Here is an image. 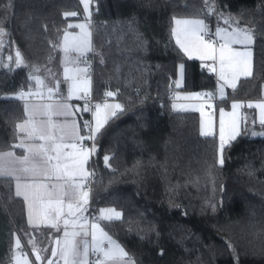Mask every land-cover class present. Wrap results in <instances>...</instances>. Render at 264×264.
Masks as SVG:
<instances>
[{
    "label": "trees",
    "instance_id": "obj_1",
    "mask_svg": "<svg viewBox=\"0 0 264 264\" xmlns=\"http://www.w3.org/2000/svg\"><path fill=\"white\" fill-rule=\"evenodd\" d=\"M214 2L218 12L253 34L251 75L228 91V99H258L264 83V0ZM91 5L92 50L86 57L92 62V95L112 91L108 98L124 111L93 141L90 210L121 213L101 224L136 264H264V135L251 137L253 126L243 129L224 146L218 164L216 140L199 136L197 114L170 110L179 64L183 89L214 93L211 74L171 39L173 17H205V0H91ZM68 12L78 15L65 17ZM79 16L78 0H0V29L25 61L14 68L15 62L8 68L0 62V151L11 149L17 137L15 122L23 112L12 96L36 87L29 80L32 69L38 67L35 75L54 86L51 73L61 88L59 38ZM17 237L26 256L32 248L48 256L51 232L26 225L11 181L0 179V264H11Z\"/></svg>",
    "mask_w": 264,
    "mask_h": 264
},
{
    "label": "snow or ice",
    "instance_id": "obj_2",
    "mask_svg": "<svg viewBox=\"0 0 264 264\" xmlns=\"http://www.w3.org/2000/svg\"><path fill=\"white\" fill-rule=\"evenodd\" d=\"M91 0H80L85 13V23L69 24L68 28H79L82 36L64 34V43L60 47L63 52L64 80L70 82L68 86L67 100L77 96L79 99H86L91 92V78L88 76L87 67H79L83 60L87 63L86 53L91 51V43L87 37V23L90 19ZM204 15H215L219 21H223L226 27L218 26L212 38L209 23L203 18L181 19L173 17L172 36L177 46L190 59L193 52L201 59H208L219 62V71L216 67L209 66L210 71L217 75V93L223 100L225 86L235 88L239 76L251 75L250 56L248 45L253 42V34L246 27H241L232 16L225 17L218 12L214 0H205ZM76 12L64 13L65 17L77 16ZM6 35L0 29V37ZM207 37V38H206ZM218 44V46H217ZM234 45H239L243 50H237ZM3 41L0 39V48ZM76 53L73 57L70 54ZM9 61L12 57L9 56ZM25 64L22 54L15 53V65L20 67ZM73 65L74 67H69ZM7 67V65H5ZM183 65L180 66L181 72ZM40 69L34 67L29 74V80H34L36 91L29 89L27 94L21 92L16 95L18 100H27L31 96H38L47 103H25L24 112L26 119L18 123L16 128L19 134L18 143L12 145V149H22L23 154L19 155L14 150L0 152V179L15 180V195L23 197L29 207V224L39 226L42 222L47 227L60 230L63 223V238L56 240L57 247L52 249V256L59 257L63 264H136L132 256L125 248L114 240L97 221L112 222L121 218V213L114 209H100L99 215L93 217L91 222L84 214L88 212L89 191L84 190L85 182L94 172H90L86 166L89 158L96 152L95 143L89 148L83 142L95 141L101 129L108 123L111 117L117 112H123L124 108L120 103H96L94 111L87 104L82 111L92 112L94 125L85 121L83 128L87 135H81L80 128L75 121L57 122L54 116H70V105L63 97H58L59 80L50 73L55 80V86L46 83L35 73ZM222 82V83H221ZM180 87V80L176 81ZM82 93V94H81ZM112 91L105 93L106 97H113ZM197 98H214L213 93H197ZM211 106V105H209ZM240 103H232V112L228 113L229 140H234L239 135V125L247 124V115L239 113ZM176 105H173L175 108ZM249 108L255 107L259 110V124L264 126V103L248 104ZM225 111L220 109V142L221 153L225 146ZM206 133L202 130L201 135ZM264 135V132L251 133ZM67 149H71L68 151ZM107 164L109 157H105ZM220 163L223 164V158ZM53 179L55 182H52ZM47 201V203H45ZM65 207L67 213H65ZM35 216V219L33 218ZM91 231L89 232V226ZM91 237L90 241L87 237ZM79 238V239H78ZM21 246L20 239H15V248ZM36 259H42L39 252L34 249ZM92 257V259H90ZM15 264H21L19 258L15 257ZM48 264H52L49 260Z\"/></svg>",
    "mask_w": 264,
    "mask_h": 264
},
{
    "label": "rangeland",
    "instance_id": "obj_3",
    "mask_svg": "<svg viewBox=\"0 0 264 264\" xmlns=\"http://www.w3.org/2000/svg\"><path fill=\"white\" fill-rule=\"evenodd\" d=\"M79 4H80V19L79 20H71V21H69V22H75L74 24H72V25H75V24H81V23H85L86 21H85V13H84V9H83V5L80 3V0H79ZM224 16H225V14H224ZM73 17V16H72ZM226 17V16H225ZM198 18H203V19H205V21H206V23H209V25H211V34H213L212 35V38L215 40L216 39V37L214 36V32H215V29H216V27L218 26V23H219V26H221V27H226V25H224L223 24V21H219L218 22V19H217V17L215 16V15H213V16H207V15H205V17H198ZM181 19H196V18H181ZM172 21H173V19H172ZM68 22V24H71V23H69ZM78 22V23H77ZM211 23V24H210ZM241 27H245V26H243V25H241V24H239ZM67 27H68V25H67ZM174 27V25H173V23H171V32H172V28ZM86 31H87V28H86ZM65 32H68L69 33V39H71V36L72 35H76V36H82L83 35V33H81V30L79 29V28H75V27H73V28H68V30H67V28H66V30H64L63 32H62V34L60 35V37L61 38H59V42H58V49H59V51H60V47L63 45V43H64V34H65ZM86 38V37H85ZM0 39H2V41H3V47L2 48H0V62H1V64H2V66L3 67H5V65H7V67H5V68H8V66L10 65V63L11 62H15V53H16V51H15V49L13 48V47H11L10 46V44H9V42H8V40H7V38L5 37V36H3V37H0ZM171 39H172V42H173V44L180 50V48L177 46V44H176V41H175V38L172 36V34H171ZM217 46H218V44H217ZM251 46H252V43L250 44V45H248L247 47H248V50L252 53V51H251ZM234 48H236L237 50H243L242 48H241V46H239V45H234L233 46ZM181 51V50H180ZM90 52V51H89ZM89 52H87L86 53V55L89 53ZM60 66H63V58H64V54H63V52L62 51H60ZM181 53L187 58V59H189V60H195V61H197L198 63H199V65H200V67H202L205 71H206V73H210L211 74V83H212V90L214 91V94H215V96H216V99H215V101H216V104L213 106V105H211V109H209V110H207L206 112H203L202 113V115H204V117H201V114H199V119H198V116H197V127H198V134H199V136H201V137H205V136H208V135H214V136H212L213 138H215V140H216V144H217V163L218 164H220V160H221V142H220V109L221 108H223L224 109V111H225V117H224V119H225V146L228 144V143H230V142H232L233 140H229L228 139V135H229V131H230V128H229V120H230V117L228 116V113H231L232 112V108H231V105H232V103H234V102H236V103H240L242 106H241V108L238 110L239 111V113L243 116L244 114H246L247 115V117H248V119H247V122L249 123V124H251V125H253V124H255V125H253V129L251 130V133L253 132V131H255V132H257V133H261L260 131H258L257 130V128L255 127L257 124H258V122H259V110L258 109H256L255 107H253V108H249L248 107V102H238V101H230L229 99H228V92L227 91H231V90H233L234 88H231V87H228V86H225V88H224V96H225V98L223 99V100H221L220 98H219V94L217 93V91H216V89H217V83H218V80H217V75H216V73H214V72H212V71H210V67L209 66H214V67H216V69H217V71H219V62H218V60L217 61H212V60H208V59H201V58H199L197 55H196V53L195 52H193V56H192V58L190 59L188 56H186L185 54H184V52H182L181 51ZM73 54V57H75L76 56V53H72ZM9 56H11L12 57V59H11V61H9ZM80 63H82L81 65L84 67V64H83V62L81 61ZM182 64H179V65H177V67H176V77H175V86H176V81L177 80H180V87H177L176 86V89L178 90H180V88H181V82H182V78H183V71L181 72V68H180V66H181ZM14 67H17L16 65L15 66H13L12 68H14ZM74 67V66H73ZM250 67H251V72H252V54H251V56H250ZM243 75H241V76H239L237 79L238 80H236V86H237V84H238V82H239V80H241V79H244V78H248V77H250V75L249 76H247V77H244V78H240V77H242ZM69 83L70 82H68V85H69ZM222 83V82H221ZM182 89V88H181ZM206 90H208V89H206ZM206 90H201V91H198V93L200 92V93H203V92H208V93H210L209 91H206ZM227 90V91H226ZM82 94V93H81ZM260 96H261V94H260ZM262 96H264V92L262 93ZM179 97V94L178 95H176V98H178ZM77 98V97H76ZM74 101H76V99H74ZM109 104H114V103H117V102H108ZM256 103H258V101H256V102H252L251 104H256ZM260 103H264V102H260ZM170 110H171V108H170ZM172 111V110H171ZM193 113V112H192ZM195 113V112H194ZM256 113V114H255ZM195 114H197V113H195ZM254 116V117H253ZM209 120H211V127H210V130H209V128H208V126H207V123L209 122ZM93 125H94V122H93ZM241 125L243 126L244 125V123L243 122H241L240 123V125H239V128H238V131H239V133H240V131H241ZM250 125V126H251ZM250 126L248 127H246L245 128V130L246 131H248L249 130V128H250ZM202 130L206 133L205 135H201V132H202ZM250 133V136L251 137H260L261 135H255V136H253L252 134ZM240 135V134H239ZM239 135H237L236 136V138L239 136Z\"/></svg>",
    "mask_w": 264,
    "mask_h": 264
},
{
    "label": "crops",
    "instance_id": "obj_4",
    "mask_svg": "<svg viewBox=\"0 0 264 264\" xmlns=\"http://www.w3.org/2000/svg\"><path fill=\"white\" fill-rule=\"evenodd\" d=\"M79 1V0H78ZM90 12H91V9H90ZM72 17V16H71ZM81 16H79V18L77 20L80 19ZM91 17V16H90ZM71 24H74L75 22H69ZM78 23V22H77ZM67 25H69L67 23ZM67 30H68V27H67ZM87 32L90 34L86 37V39H88L90 41L91 39V33H90V19L87 23ZM61 38V37H60ZM251 51H252V46H251ZM181 52V51H180ZM61 54V53H60ZM252 54V53H251ZM71 56H73V54L71 53L70 54ZM83 62V61H82ZM59 63H60V60H59ZM82 63L79 64V67L83 68V66L81 65ZM84 64V63H83ZM69 67H73V65H69ZM64 64L63 66H60V77L62 79V83H61V88L59 87L58 89V92H57V96L58 97H63L66 99V102L71 106L70 107V112H71V115L70 116H54L53 117V120L57 121V122H64V121H75V124L77 125V127H79V122H78V117L79 115L82 113V109H83V106L77 102V99L78 97L77 96H74L72 99L70 100H67V96H68V82H66L64 80ZM249 76V75H248ZM244 77H247V76H242L240 78H244ZM238 80V79H237ZM55 86V85H54ZM182 88V89H181ZM181 88L180 90L176 89V86H175V83H174V89L172 91V97H171V100L169 102L170 104V108L173 112H195L197 113V116H198V119H199V114H201V117H204V115H202L203 112H206L207 110L211 109V106L209 105H215V103H205V102H201V98H197L196 94L198 93V91H188V90H185L183 89V84L181 82ZM33 92L36 91V87L32 88L31 89ZM227 91V90H226ZM29 92V89H27L26 91H24L23 93L27 94ZM228 92V91H227ZM264 92V83L261 85V88H260V94L261 96L258 98V99H254V100H230V101H238V102H248V103H252V102H256L258 101V103L260 102H264V96H262V93ZM200 93V92H199ZM205 93V92H203ZM18 94V92L14 93V95L12 96V99L16 100V101H19V103L21 104L22 106V112H23V117L21 120L15 122V130H16V133H17V137L15 139V142L14 143H18L19 140H18V136L19 135H22V134H19L17 132V124L18 123H22L25 119H26V116H25V112H24V104L25 103H47V102H50V101H47L46 99H41L40 97L38 96H31L29 97L27 100H18L16 99V95ZM179 94V97L176 98V95ZM214 94V93H213ZM77 97V98H76ZM214 97L216 99V96L214 94ZM74 99H76V101H74ZM173 105H176L175 108H173ZM207 113V112H206ZM256 114V113H255ZM254 117V116H253ZM94 122L93 120V115H92V123ZM251 124H249L247 122V124L245 125H241V131L243 129H245L247 126L249 127ZM255 125V124H253ZM251 125V126H253ZM207 126L210 130V127H211V120H209V122L207 123ZM250 126V127H251ZM257 129L260 131V128H261V125L258 124L256 125ZM80 128V127H79ZM240 131V133H241ZM80 132H81V135H84V133L81 131L80 129ZM214 135H208V136H205V137H212ZM13 143V144H14ZM9 150H14L17 154L19 155H22L23 154V150L22 149H9ZM9 150H4V151H0V152H6V151H9ZM68 151H70L71 149H67ZM91 163V156L89 158V164L86 166V168L89 170V165ZM11 181L12 183V189H13V196L17 199H19L21 202H22V205H23V209H24V215H25V223L26 225L31 228V229H41V228H47L50 232H51V239L49 240V252H48V256L45 258V259H41V260H37L36 259V255L33 254L34 252V248H32L30 250V255L27 254L28 256L26 257H21L19 254H18V249L15 248V243L13 244V248H12V251H11V257H10V263L11 264H15V259H14V256L19 258L20 261H21V264H48V261L51 260L52 261V264H63V261H61L59 259V257H53L52 256V249L56 248L57 245H56V240L57 239H62L63 238V223L61 221V227H60V230L57 231V229H54V228H51V227H47L45 226L44 223L42 222H38L39 223V226H31L29 224V207L28 205L25 203L23 197H17L15 195V180H12V179H8ZM52 182H55V180L53 179ZM89 197H90V194H89ZM45 203H47V201H45ZM89 203H90V199H89ZM88 209H89V206H88ZM65 213H67V208L65 207ZM94 213V212H93ZM95 214V213H94ZM86 217H88V212H86L84 214ZM96 216H98L97 214H95ZM35 219V216L33 217ZM103 221H99V223L101 224ZM102 225V224H101ZM89 228V232L91 231V228H90V224L88 226ZM79 239V238H78ZM87 239H91L90 235L89 237H87ZM36 250V249H35ZM37 251V250H36ZM27 253V252H26ZM40 254V253H39ZM41 256V254H40ZM42 257V256H41Z\"/></svg>",
    "mask_w": 264,
    "mask_h": 264
},
{
    "label": "built area",
    "instance_id": "obj_5",
    "mask_svg": "<svg viewBox=\"0 0 264 264\" xmlns=\"http://www.w3.org/2000/svg\"><path fill=\"white\" fill-rule=\"evenodd\" d=\"M92 9H94L93 5H91V10ZM86 58H87V62H88L87 66H86L88 68V76L92 79V62H91L90 56L86 57ZM21 92H22L21 90L18 91V93H21ZM171 97H172V92L170 93V100H171ZM170 100H169V102H170ZM113 101L117 102L115 100L109 99L105 95L102 98H95L92 95V91L90 92L89 97H87L86 99H79V98L77 99V102H79L83 106V108L87 104L89 107H91L93 109V111H94V105L96 103L103 104V103H108V102H113ZM201 102L215 103L216 101H215V97L212 99H208L207 97H201ZM85 121L92 122V112L91 111H89V112L82 111V113L78 117L79 127H80L81 131L84 133V135H87V131L83 128ZM83 143L87 147L90 148L93 144V141L89 139L87 141H84ZM89 171L93 172L90 165H89ZM93 182H94V176L90 177L88 179V181L85 182L84 190L89 191V194L91 193V187H92ZM93 217H96V215L90 210V203H89L88 218H89L90 222H91ZM97 222L99 223V221H97ZM18 252H19L21 257H26V252L23 249H19ZM90 259H92V257H90Z\"/></svg>",
    "mask_w": 264,
    "mask_h": 264
}]
</instances>
